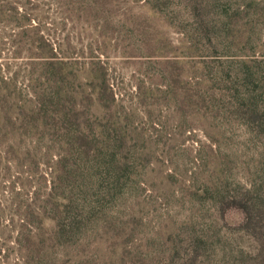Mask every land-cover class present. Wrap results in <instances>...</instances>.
Here are the masks:
<instances>
[{
  "label": "rangeland",
  "instance_id": "obj_1",
  "mask_svg": "<svg viewBox=\"0 0 264 264\" xmlns=\"http://www.w3.org/2000/svg\"><path fill=\"white\" fill-rule=\"evenodd\" d=\"M3 8L29 20L0 21L2 72L17 74L0 98V264H214L211 166L225 192L264 198V0ZM47 46L64 68L31 81ZM114 112L131 116L127 140ZM50 190L68 205L48 206ZM238 247L256 251L248 235Z\"/></svg>",
  "mask_w": 264,
  "mask_h": 264
},
{
  "label": "trees",
  "instance_id": "obj_2",
  "mask_svg": "<svg viewBox=\"0 0 264 264\" xmlns=\"http://www.w3.org/2000/svg\"><path fill=\"white\" fill-rule=\"evenodd\" d=\"M3 4L4 0H0V21L29 20V18H26L27 11H23V13H20L16 9L8 11L3 8ZM21 38V32L15 34L16 41H19ZM48 46L46 48H36L35 52H31L33 55L30 57L33 58L30 60L31 62L29 65L32 69L28 72L29 74H27L31 81L39 78V75L33 71L36 66L57 63L64 68L63 60L54 62L55 60L52 58V48ZM5 69H10V65L5 64ZM2 71L3 66L0 65V98L5 95L7 87L15 81L17 76V74L6 76ZM2 107L3 105L0 102V119L3 118L2 114L4 115ZM29 108L35 111L31 105H29ZM31 110L27 111L30 112ZM59 117L62 119V116L59 115ZM129 120H131L129 114L120 116L114 112L112 115L114 129L112 128L111 130L119 132L121 140H127L129 137L127 127ZM115 131H112V134ZM104 133L105 130L103 129L101 134ZM27 153L30 152L27 151ZM136 157L138 156L136 155ZM116 168L118 174L121 173L119 176L125 173L130 175V173L126 171V166L123 162L117 164ZM210 170V174L206 178L204 175L203 177L206 182L210 184L211 189L212 187L214 188L216 192V206L219 205L216 211L215 224L213 230L210 232V245L212 246V258L215 260L214 264H264V198L259 188L255 189L256 191H252V189L245 191L242 187H238V189L235 190L231 188L232 193L229 194L225 192V188L229 189L230 184L224 165L218 164L216 161L211 166ZM116 183L118 184V182ZM23 186L25 185L23 184ZM53 194L54 193L50 190L47 199L49 203L48 206L54 205L59 208L68 205V198L66 196ZM229 198L231 202L228 207L225 208ZM229 213H232L233 216L231 215L228 217V215H230ZM54 219L55 218H53V220ZM224 229L234 230L230 240L227 238V234H225V236L223 235ZM247 235L254 239L256 251H245L238 247Z\"/></svg>",
  "mask_w": 264,
  "mask_h": 264
}]
</instances>
